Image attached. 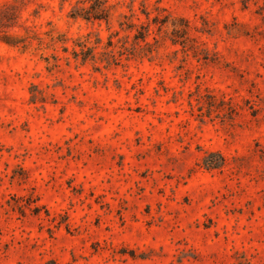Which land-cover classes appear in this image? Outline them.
I'll return each mask as SVG.
<instances>
[{
    "label": "rangeland",
    "instance_id": "1",
    "mask_svg": "<svg viewBox=\"0 0 264 264\" xmlns=\"http://www.w3.org/2000/svg\"><path fill=\"white\" fill-rule=\"evenodd\" d=\"M22 1L44 48L0 42V264H264V0H147L208 59L167 42L99 70L73 49L105 23Z\"/></svg>",
    "mask_w": 264,
    "mask_h": 264
},
{
    "label": "trees",
    "instance_id": "2",
    "mask_svg": "<svg viewBox=\"0 0 264 264\" xmlns=\"http://www.w3.org/2000/svg\"><path fill=\"white\" fill-rule=\"evenodd\" d=\"M135 1L130 0L127 3L125 0L117 2L77 0L69 11V17L87 22L105 23L108 36L102 51L99 52L96 51L102 43V36L99 33L94 38L88 34L82 41L78 39L73 49L76 61L90 62L97 70L101 69L98 63L109 69L113 65H119L123 57L152 61L162 56L161 49L166 47L167 42L177 47L172 51L174 54L182 52L185 58L193 55L208 59L209 49L198 36L193 34V28L187 18L168 13L160 6H155L153 10L149 9L147 0H141L140 6L135 9ZM22 2V0H13L0 7V42L24 50L37 40L40 47L44 48V40L40 34L33 30V27L21 22L25 5ZM123 7L128 11L122 10ZM142 17H145V20ZM197 31L205 32L202 27ZM51 40L54 43L59 41L64 44L66 38L52 35ZM64 51H68L66 46ZM44 59L47 62L50 60L49 57ZM35 87L36 85L32 84L30 88L33 100ZM225 162V156L219 151L206 152L202 158V164L206 169L220 168Z\"/></svg>",
    "mask_w": 264,
    "mask_h": 264
}]
</instances>
